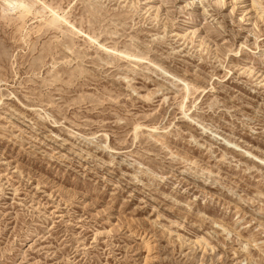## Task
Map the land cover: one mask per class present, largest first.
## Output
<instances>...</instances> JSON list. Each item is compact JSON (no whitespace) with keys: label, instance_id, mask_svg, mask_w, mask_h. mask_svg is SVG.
Segmentation results:
<instances>
[{"label":"rangeland","instance_id":"obj_1","mask_svg":"<svg viewBox=\"0 0 264 264\" xmlns=\"http://www.w3.org/2000/svg\"><path fill=\"white\" fill-rule=\"evenodd\" d=\"M0 264H264V0H0Z\"/></svg>","mask_w":264,"mask_h":264},{"label":"bare ground","instance_id":"obj_2","mask_svg":"<svg viewBox=\"0 0 264 264\" xmlns=\"http://www.w3.org/2000/svg\"><path fill=\"white\" fill-rule=\"evenodd\" d=\"M17 3V2H16ZM13 6H14V4H13Z\"/></svg>","mask_w":264,"mask_h":264}]
</instances>
